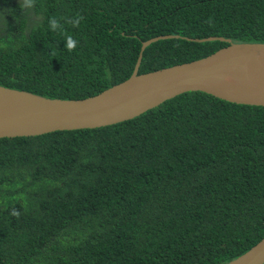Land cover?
<instances>
[{"label":"trees","instance_id":"trees-1","mask_svg":"<svg viewBox=\"0 0 264 264\" xmlns=\"http://www.w3.org/2000/svg\"><path fill=\"white\" fill-rule=\"evenodd\" d=\"M161 36L176 37L140 74L229 45L188 39L264 43V0H0V85L95 96ZM263 237L264 107L190 92L113 126L0 139V264H227Z\"/></svg>","mask_w":264,"mask_h":264},{"label":"water","instance_id":"water-1","mask_svg":"<svg viewBox=\"0 0 264 264\" xmlns=\"http://www.w3.org/2000/svg\"><path fill=\"white\" fill-rule=\"evenodd\" d=\"M175 37L144 42L131 77L85 99H51L0 85V139L113 126L190 92L264 107V43H236L222 37L188 39L229 45L202 59L140 74L143 52L153 43ZM227 264H264V237Z\"/></svg>","mask_w":264,"mask_h":264},{"label":"clouds","instance_id":"clouds-1","mask_svg":"<svg viewBox=\"0 0 264 264\" xmlns=\"http://www.w3.org/2000/svg\"><path fill=\"white\" fill-rule=\"evenodd\" d=\"M54 21V20H53ZM69 49L73 48L74 46L71 44V42L68 45Z\"/></svg>","mask_w":264,"mask_h":264}]
</instances>
